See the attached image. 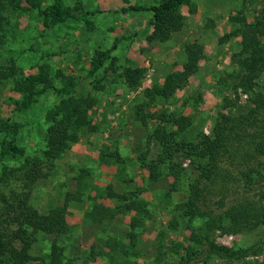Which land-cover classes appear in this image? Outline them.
I'll return each instance as SVG.
<instances>
[{
  "label": "rangeland",
  "instance_id": "1",
  "mask_svg": "<svg viewBox=\"0 0 264 264\" xmlns=\"http://www.w3.org/2000/svg\"><path fill=\"white\" fill-rule=\"evenodd\" d=\"M33 1L41 4L39 9L26 0H14L5 13L6 42L0 64L14 66L16 75L0 84V121L19 126L16 144L25 149L27 155H39L45 150L50 126L46 114L61 98L50 90L37 97L26 110L19 111L15 106L26 94L36 91L30 86L20 90L18 83L37 74L40 66L49 67L54 86L61 88L69 81L75 82L73 96L79 99L92 95L96 103L88 112L90 124L80 141L55 162L49 177L34 184L30 204L40 215H47L51 209L63 205L68 193L77 196V200L70 203L67 214L69 233L61 238L65 264H107L110 258L105 252L116 254L120 264H155L158 234L168 227L177 207L188 200L189 180L197 178L198 174L187 161L184 167L188 177L176 184L179 190L170 196L175 182L172 176L165 175L158 182L150 179L139 157L146 152L148 144V158L156 157L162 128L168 126L157 120H149L148 125L143 126L136 115L137 106L147 103V112L167 111L189 117L192 124L183 136L187 141L194 140L202 132L210 133L224 98L228 97L235 105L231 114L242 112L248 102L245 95L234 90L242 73L232 61V56L241 48V39L231 38L222 43L220 40L236 28L232 17L242 13L250 24L263 15L264 0H192L196 13L184 6L181 13L186 18L185 27L168 38L152 37L155 31L151 24L152 13L120 12L131 6L150 8L162 0H63L77 12L76 18L52 28L45 27L41 10L53 0ZM82 12L92 13L88 20L93 29L89 30ZM261 40L264 43V36ZM194 43L202 44L206 50L204 58L198 61V72L169 102L152 104L144 96L145 90L162 84L167 74L181 71L186 61L185 46ZM101 52L107 54L109 60L92 76L93 59ZM127 68L146 71L137 90L129 89L122 77ZM259 87L264 91V77ZM73 112L74 118L80 116L79 111ZM3 137L4 134L0 141ZM114 153L119 160L111 156ZM22 162V158H1L0 155V173L5 166L16 168ZM20 186L16 185L19 191ZM109 192L120 195L138 192L146 202L149 215L136 230L134 248L128 240L134 213L113 219L107 217L96 224L86 217L95 206L107 215L120 205L118 199L109 197ZM209 199L215 203L219 196ZM202 223L203 220L197 225ZM189 234L184 225L178 232L168 231L166 244L184 242ZM214 238L218 244L230 248L247 247L264 240V229L238 236L217 231ZM53 240L52 235L38 234L29 254L33 258L49 254ZM122 246L126 250L121 249ZM256 260L260 258L234 263L216 261L214 264H250ZM15 263L7 260L4 264Z\"/></svg>",
  "mask_w": 264,
  "mask_h": 264
},
{
  "label": "trees",
  "instance_id": "2",
  "mask_svg": "<svg viewBox=\"0 0 264 264\" xmlns=\"http://www.w3.org/2000/svg\"><path fill=\"white\" fill-rule=\"evenodd\" d=\"M26 1L35 9L41 6L33 0ZM191 1L162 0L150 8L131 6L121 9L120 12L152 13L151 24L155 28L152 37L161 35L168 38L185 27L186 18L181 13L184 6L189 7V12L196 13ZM13 2L14 0H0V60L6 42L5 13L13 6ZM76 14L77 12L63 0H53L41 10L46 28L66 24L76 18ZM91 15L92 13L82 12V19L87 23L89 30L93 29L88 20ZM242 16L243 14L239 13V17L231 18L232 23L237 26L220 40L222 43L231 38L241 39V48L232 56V61L242 73L234 90L245 95L248 102L242 112L231 114L235 105L231 104L228 97L224 98L210 133L202 132L194 140L187 141L183 136L192 124L189 117L168 114L167 111L147 112V103L137 106L136 115L143 126H147L149 120L161 121L168 126L162 128L163 136L159 140L160 148L156 157L148 158L150 144L146 152L139 157L141 167L150 173V179L158 182L165 175L172 176L175 182L169 191L170 196L179 190L176 184L188 177L184 167L187 161L198 174L197 178L189 180L188 200L177 207L168 227L158 234L155 264H214L216 261L234 263L249 258H260L250 264H264V258L261 259L264 240H258L247 247L230 248L218 244L214 238L217 231L238 236L264 229V91L259 87V81L264 77V43L261 40L264 36V14L250 24ZM184 51L186 61L182 70L167 74L162 84H154L145 90L144 96L152 104L169 102L180 90L188 86L190 78L198 72V61L205 56V46L194 43L185 46ZM108 60L109 57L104 52L97 53L90 75L100 71ZM15 71L12 65L0 64V84L14 79ZM145 73L141 68H127L122 77L129 89L137 90ZM26 86L36 91L26 94L21 101L15 103L19 111L29 108L37 97L50 90L61 98V101L46 114L50 126L47 130L46 148L39 155H27L25 149L16 144L18 125L0 121V136L4 134L0 141L1 158L23 159L18 167L5 166L0 173V264L6 263L7 260L17 264H65L61 238L69 233L67 214L70 203L76 201L77 196L68 193L62 206L51 209L47 215H40L30 204L32 188L38 180L49 177L55 162L68 152L73 144L80 141L82 133L90 124L88 112L94 107L96 100L92 95L75 98V82L69 81L61 88L54 86L48 66H40L37 74L18 83L20 90ZM73 111H79L80 116L74 118ZM111 156L119 160L117 153ZM16 185H21V191ZM210 196H219V200L212 203ZM109 197L120 202L114 211L106 215L105 211L95 206L86 217L96 224L102 223L107 217L113 219L118 215L134 213L130 224L131 232L128 235L130 246L134 248L137 240L136 230L149 215L146 202L138 192L130 195L109 192ZM201 220L203 223L198 226L197 223ZM183 225L189 231V237L184 239V242L166 244L168 231L178 232ZM40 233L54 236L51 252L33 258L29 253ZM117 247L118 244L114 246L115 249ZM121 249H125L124 246ZM105 254L110 258L107 264H120L116 254Z\"/></svg>",
  "mask_w": 264,
  "mask_h": 264
}]
</instances>
